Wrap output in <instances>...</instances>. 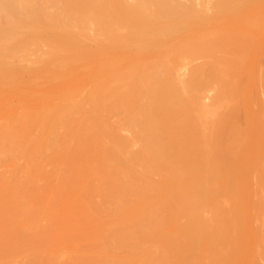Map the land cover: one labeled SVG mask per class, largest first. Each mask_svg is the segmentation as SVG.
Returning <instances> with one entry per match:
<instances>
[{
    "label": "bare ground",
    "instance_id": "bare-ground-1",
    "mask_svg": "<svg viewBox=\"0 0 264 264\" xmlns=\"http://www.w3.org/2000/svg\"><path fill=\"white\" fill-rule=\"evenodd\" d=\"M8 1L75 94L0 113V264H264V0Z\"/></svg>",
    "mask_w": 264,
    "mask_h": 264
},
{
    "label": "rangeland",
    "instance_id": "rangeland-1",
    "mask_svg": "<svg viewBox=\"0 0 264 264\" xmlns=\"http://www.w3.org/2000/svg\"><path fill=\"white\" fill-rule=\"evenodd\" d=\"M11 6L8 0H1V4H0V113H7L9 111L8 110L9 107L15 106L18 104H47V103L55 104V103H60L59 100H62L63 102H65L67 101L66 100L67 97L70 95V97H68V102H67L69 103V101L74 99V97L72 96H74L73 94H75V92H73L74 91L73 89L75 88V85H74L75 76H73L75 75V69H74L75 63L73 62L75 60H74V56H72V54L74 55L73 53L74 52L73 51L74 41H73V44L71 43L72 41H70L71 38L73 39V32H74L73 25H72L73 23L71 21L69 22L68 20H66L68 19L65 16L66 14L64 15L66 19H61L63 21L65 20V22H60V21L57 22V20L60 19V17H63V15L60 12L62 16L59 14V18L56 20V22L59 25L55 24L54 23L55 20H53V24L55 25L47 26L49 29V33L48 32L45 33L46 25L43 26L45 29L44 28H42L43 30L40 29L42 31H39V30L37 31L39 27L36 30L32 31L30 38L35 39V40H33V43L29 41L30 46L31 44L33 45L31 47L29 46V49H30L29 51H26L28 49L25 50L27 52L26 53L24 52L25 47L23 46L24 48L21 49L20 47L21 44L20 46L18 44L19 39L21 42L25 38V36H23L24 31L22 30L21 31L22 33L16 34L14 29L11 26V21H10V12L11 14H13L12 11L16 12L18 10L17 16L15 15L16 13L11 15V16L15 15V17H18L19 9H16L13 6L14 10H11L10 9ZM61 7H63L62 4H61ZM61 7L59 6V8ZM58 11L57 13H59ZM11 20H14V17ZM40 23H37V24H40ZM257 38H259L258 39L259 41L255 40L258 42L254 43L256 47L254 44L252 45V47L253 46L255 47V48L254 47L252 48L253 50L257 48L255 50V54H254V51L252 50V53H253L252 54V69L255 71H258L259 67L264 68V63H263L264 62V32L258 33V36L255 37V39ZM44 40L46 42H43ZM68 41L71 44H69ZM14 43L15 45L17 43V45L19 46L18 49L16 48ZM36 43H38L39 46H36ZM66 43L67 45L69 44V46H67ZM45 44H47L48 48L46 47ZM34 45H35V48H33ZM13 50L16 51L17 53H13L14 52ZM46 50H49V51H46ZM30 51L32 53V57L30 55L31 54ZM49 53H51V55L53 53L54 58ZM14 54H16L17 56ZM40 54L44 56L45 58L47 56L53 60L50 61L49 58L48 59L46 58L45 60V58H42ZM25 55H28V57L30 55V58H25L27 57ZM36 55L39 56L40 58L37 57ZM41 58L42 60L44 59V63L43 61L42 63L40 62ZM31 59H33V61H31ZM46 61L47 63L45 64ZM197 62L199 63L200 60L198 59L194 61V63L198 64ZM256 88L257 86L254 89ZM254 91L255 90H252L253 93L257 92V91L255 92ZM66 92L68 95L67 94L65 95ZM263 94L264 93H260L261 96H259L262 99V100L260 99V103L262 105H264V95ZM55 95L57 96V98L55 97ZM58 96H61V97H58ZM53 98L54 100H52ZM62 101L61 103H63ZM206 101H209V100L206 99ZM262 109L264 111L263 106H262Z\"/></svg>",
    "mask_w": 264,
    "mask_h": 264
}]
</instances>
